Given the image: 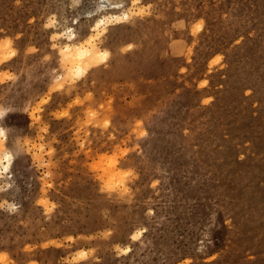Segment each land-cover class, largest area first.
Instances as JSON below:
<instances>
[{"label":"rangeland","instance_id":"rangeland-1","mask_svg":"<svg viewBox=\"0 0 264 264\" xmlns=\"http://www.w3.org/2000/svg\"><path fill=\"white\" fill-rule=\"evenodd\" d=\"M0 0V264H264V0Z\"/></svg>","mask_w":264,"mask_h":264},{"label":"bare ground","instance_id":"bare-ground-1","mask_svg":"<svg viewBox=\"0 0 264 264\" xmlns=\"http://www.w3.org/2000/svg\"><path fill=\"white\" fill-rule=\"evenodd\" d=\"M113 4H111L109 2V0H96V9L95 10H98V11H102L104 10L105 8L109 7V6H112ZM110 8V7H109Z\"/></svg>","mask_w":264,"mask_h":264}]
</instances>
